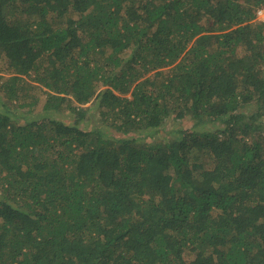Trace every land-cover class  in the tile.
Segmentation results:
<instances>
[{
    "label": "trees",
    "instance_id": "1",
    "mask_svg": "<svg viewBox=\"0 0 264 264\" xmlns=\"http://www.w3.org/2000/svg\"><path fill=\"white\" fill-rule=\"evenodd\" d=\"M261 9L0 0V264H264Z\"/></svg>",
    "mask_w": 264,
    "mask_h": 264
},
{
    "label": "rangeland",
    "instance_id": "2",
    "mask_svg": "<svg viewBox=\"0 0 264 264\" xmlns=\"http://www.w3.org/2000/svg\"><path fill=\"white\" fill-rule=\"evenodd\" d=\"M258 20L264 21V15L261 17H258ZM0 69H1V67H0ZM0 76L6 77V76H8V74L5 73L4 71L2 72L0 70ZM83 107L84 108L90 107V104L83 105ZM190 124H191L190 119H186L185 121H177V122L171 121L168 124L170 126H168V125L165 126L161 130H159L154 136H155V138L162 140V139L171 137L172 136L171 134L174 133L176 130H177L176 131L177 133L180 131L187 130L190 127ZM176 132H175V134H176Z\"/></svg>",
    "mask_w": 264,
    "mask_h": 264
},
{
    "label": "built area",
    "instance_id": "3",
    "mask_svg": "<svg viewBox=\"0 0 264 264\" xmlns=\"http://www.w3.org/2000/svg\"><path fill=\"white\" fill-rule=\"evenodd\" d=\"M263 15H264V10H262V9L259 10V11H258V17H261V16H263Z\"/></svg>",
    "mask_w": 264,
    "mask_h": 264
}]
</instances>
